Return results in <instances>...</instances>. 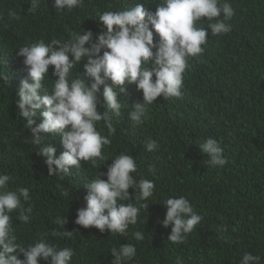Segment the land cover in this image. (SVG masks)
I'll use <instances>...</instances> for the list:
<instances>
[{
    "label": "trees",
    "instance_id": "trees-1",
    "mask_svg": "<svg viewBox=\"0 0 264 264\" xmlns=\"http://www.w3.org/2000/svg\"><path fill=\"white\" fill-rule=\"evenodd\" d=\"M0 264H264V0H0Z\"/></svg>",
    "mask_w": 264,
    "mask_h": 264
}]
</instances>
